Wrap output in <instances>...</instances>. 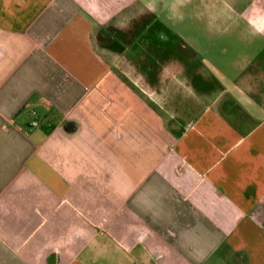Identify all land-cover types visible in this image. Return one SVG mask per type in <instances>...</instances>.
<instances>
[{
  "label": "crops",
  "instance_id": "crops-1",
  "mask_svg": "<svg viewBox=\"0 0 264 264\" xmlns=\"http://www.w3.org/2000/svg\"><path fill=\"white\" fill-rule=\"evenodd\" d=\"M189 4L241 69L173 53ZM0 264H264V0H0Z\"/></svg>",
  "mask_w": 264,
  "mask_h": 264
},
{
  "label": "rangeland",
  "instance_id": "rangeland-1",
  "mask_svg": "<svg viewBox=\"0 0 264 264\" xmlns=\"http://www.w3.org/2000/svg\"><path fill=\"white\" fill-rule=\"evenodd\" d=\"M194 7L189 4L170 13L175 25L172 30L180 36L172 39L173 53L187 55L189 68L198 67L204 73L213 69L228 75L241 69L240 59L247 56V28L227 21L230 13H214L211 17L205 12L196 13ZM212 18L220 21L211 26Z\"/></svg>",
  "mask_w": 264,
  "mask_h": 264
}]
</instances>
